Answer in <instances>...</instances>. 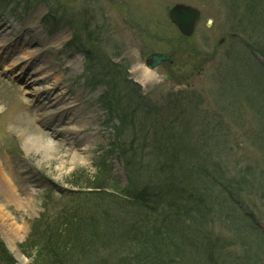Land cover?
<instances>
[{"label":"rangeland","instance_id":"1","mask_svg":"<svg viewBox=\"0 0 264 264\" xmlns=\"http://www.w3.org/2000/svg\"><path fill=\"white\" fill-rule=\"evenodd\" d=\"M49 1L50 12L45 3L0 0V36L6 40L0 60L5 61L14 43L26 34L30 38L25 46L26 54L45 55V65L54 75L48 78L51 83V95L47 98L49 111L40 119L32 74L14 76L18 67L3 69V64L0 67V168L4 183L9 182L15 188V198L0 192V264L9 261L10 264H31L36 247L46 246L45 239L54 236L52 231L63 213L73 210L79 202L81 207L97 204L103 209L108 205L114 213L109 214L122 222L115 224L118 233H124V229H129L126 224L136 221L141 206L131 198L101 199L93 194L85 195L83 190L88 189L87 184H93L90 177L97 175V168L102 172L97 183L106 186L105 191L112 194H123L129 179L133 185L146 184L147 164L151 167L156 162L162 152L157 151L164 143L170 142V148L177 150L181 156L179 162L186 170L196 171V164L204 161L206 166L220 164L225 172L235 176L231 172L256 166L259 172L256 180L250 177L252 188L260 187L264 191V59L259 54L264 52V19L254 23L247 2L237 0V16H233L232 5L236 0ZM177 3L194 6L200 12L189 37L182 36L168 18V10ZM47 13H52L46 19L51 23H42ZM63 21L68 25L55 26ZM81 25L89 33L88 44L99 48L103 61L100 64L98 58L91 62L92 71L85 67L82 54L75 67L67 64L77 54L75 48L67 47V41L84 39L78 47L87 49L88 36ZM154 51L170 54L172 63H163L150 80L143 81L144 77L134 72L131 65L133 61L139 62L140 56ZM108 63L118 64L122 69L120 72L116 66L110 77L116 84L115 91L138 95L129 104L131 110L124 123L129 126L118 130L115 127L120 126V121L110 117L103 97L107 94V80L97 72L99 66ZM123 63L127 64L128 71L124 70ZM165 73L171 74L172 83L163 82ZM129 79L137 82L139 91L136 87H124L125 80ZM188 79L190 84L184 86ZM55 95L65 101L74 99L69 110L80 106L77 118L81 119L58 120L59 110L51 102ZM65 112L64 115L68 113ZM153 118L161 126H166L168 121L172 123L163 128L168 130L166 134L161 133L159 124L155 133L151 126L147 128ZM54 125H58V133L53 132ZM26 137L42 144L53 143L54 153L45 156L34 148L27 149ZM70 137L75 142L68 145ZM84 138L89 139L86 148L79 141ZM130 143L133 152L128 150ZM74 152L82 162L70 160ZM128 161L132 164H127ZM134 190L130 188V193ZM94 192L98 191H88ZM165 197L167 194L162 200ZM244 198L249 204L245 211L248 213L252 208L253 217L245 213L240 216V223L234 217L236 212L214 210L211 223L206 225L205 231L213 230V237L220 234L224 243H231L230 251L224 255L225 264L232 261L230 253H243L241 243L250 251L258 245L264 253V238L250 230L264 232V199L259 195ZM143 215H146L144 210ZM233 227L241 230V239L234 237ZM11 231H17L14 246L21 262L6 244V236ZM41 239L45 243L38 244ZM249 239L253 242H247ZM102 243L106 240H99L98 244ZM105 246L100 255H106ZM71 261L79 262L77 256Z\"/></svg>","mask_w":264,"mask_h":264},{"label":"trees","instance_id":"2","mask_svg":"<svg viewBox=\"0 0 264 264\" xmlns=\"http://www.w3.org/2000/svg\"><path fill=\"white\" fill-rule=\"evenodd\" d=\"M38 1H43L49 6V0ZM242 1L249 4L254 23L259 24L261 18L264 19V0ZM236 4L237 0L232 5L234 7L233 16H237ZM49 16L51 17V13ZM64 22L67 24L66 21L59 24ZM81 27L88 36L86 37L88 39L87 49L78 47L80 41L84 42V39L78 40L76 38L74 40L73 38L71 43L84 53L88 60L86 68L92 71L94 67L91 62L98 61V58L100 64L103 61L99 48L88 44L90 41L89 33L83 25ZM259 54L264 59V52L261 51ZM116 66L122 72L119 65L113 63H108L107 66H99L97 72L107 80V94L103 97L106 98L105 106L110 117H117L120 121V126L115 127L118 130V128L122 129L124 126H129L124 125L127 112L131 110L129 104L132 97L138 95L132 92H125L122 95V93L115 91L116 84L110 77L115 72ZM122 76L125 79V75L122 74ZM125 81V88L136 87L139 91L140 88L135 83L130 80ZM156 120L153 118L147 123V128L151 126L152 133H155L154 130L160 125ZM171 124L168 121L166 126ZM166 126L160 125L161 133H167L168 130H163ZM170 145V142L169 144L164 143L163 147L157 151L162 152L159 154L160 157L155 160L156 162L152 163L151 167L147 164V177H149L144 185H133V181L129 179V185L123 189L125 192L123 194L113 192L114 195L105 191L107 190L106 186L97 183L100 181V173H102L97 168V175L90 177L93 184L85 186L92 191H98L88 193L90 190H86L83 193L85 195L93 194V197L112 198L113 200L122 196L124 200L131 198L135 204L138 203L141 206V213H138L136 221L126 224L129 229H124L122 234L118 233V228L115 226L122 222L109 214L114 213L108 205L103 209L97 204L91 207L90 205L81 207L82 203L79 202L73 210L68 209L63 213L60 223L52 231L54 236L45 239L48 241L46 246L36 247L35 259L31 264H79L82 262L85 264H225L224 255L230 251L228 247L231 243H224L220 234L213 237V230H209V232L206 230V232V225L211 223V214L214 215V210L224 213L228 211L231 214L236 212L233 213L235 219L242 223L239 218L246 213L245 209H248L249 206L244 197L259 195L260 198L264 199L263 188L255 187V190L252 188L251 178L256 180L259 172L258 167H247L244 170L240 168V170L231 172V174L235 173V176H231L230 173L225 172L222 165L209 163L206 166L203 161L199 164L195 163L198 165V170H186V168H182L183 165L179 162L181 156L179 157L177 150L170 148ZM132 148L131 143L128 144V150L133 152ZM130 188L135 189L133 194L130 193ZM165 194L167 197L162 200ZM92 202L93 200L89 203ZM143 210L146 215L142 216ZM246 214L253 217V209L249 208ZM231 219L235 222L232 217H230V221ZM233 230L235 232L234 237L241 239V230L237 227H233ZM250 230L257 232L264 238V232L260 229L250 228ZM101 239H105L106 243L99 245L98 242ZM227 240L232 241L228 237ZM45 241L41 239L38 244L45 243ZM259 241L262 242L263 240ZM247 242H253V239H249ZM234 245L236 244L234 243ZM104 246L103 252H106V255L103 256L100 254ZM241 246L242 254L241 252L238 254L229 252L233 254L230 264H264L262 248L255 245L257 248L250 251L249 248L247 250L245 243H241ZM220 249L222 250L220 251ZM73 256H77L79 262L71 261ZM7 259H10L8 255ZM9 262L6 264H10Z\"/></svg>","mask_w":264,"mask_h":264},{"label":"bare ground","instance_id":"3","mask_svg":"<svg viewBox=\"0 0 264 264\" xmlns=\"http://www.w3.org/2000/svg\"><path fill=\"white\" fill-rule=\"evenodd\" d=\"M5 36L1 37L0 36V51H2L4 49V44H5ZM30 41V38L28 35L26 34H22L19 38V40H17L16 43H14V48L12 51H10L8 53V55L5 58V61H2L3 64V68H7L6 66H10L11 68H17V71L15 72L14 76H19L21 75L22 77L26 74L27 76L31 75V84L32 86H34V97H37V103H36V108H37V112H38V116L40 117V119H44L45 116L48 114L49 111V105L47 98L48 96H50V91H51V83H49L48 78L50 75H53L52 72H50V68L47 67L45 65V61H46V56H38L36 53H30L29 55L26 54L25 50H27V47H25ZM30 56V57H29ZM3 58V59H4ZM80 60V55H73L70 59H68L67 64L73 68L75 67L78 62ZM77 63V64H76ZM10 68V69H11ZM54 76V75H53ZM141 77L143 78V81L147 78L151 77V73H149L147 70H145ZM58 82V81H57ZM52 104L55 103V110L59 112L57 119L61 120V119H69L70 122H72L75 118L78 117V115L81 112V107L77 106L76 108H73L72 110H69V108L72 106V102H74V99H71V101L67 100L65 101L64 99H58V96L55 95V98L53 101H51ZM72 108V107H71ZM64 110H66V115H64ZM79 113V114H78ZM77 119H81V118H77ZM74 123V122H73ZM54 133H58L59 132V127L58 125H54ZM71 129V128H69ZM75 133V132H73ZM70 136V135H69ZM72 138L74 136H71ZM69 138L67 140L68 145H71L72 142H75L74 140H72V138ZM87 137V136H86ZM77 140V139H76ZM89 139H83V140H79L80 144L83 145V148L87 147V143H88ZM24 145L27 149H36L39 150L40 152H42V154L46 155H50L52 153H54L55 149L53 147V143L52 144H42L40 143L37 139H33L30 137H26V139H24ZM73 161H75L76 163H80L82 162L78 156L74 153H72V158L70 159ZM2 170L0 168V192L2 193V195H5L9 198H15V188L13 186V184L11 183H4V177L2 175ZM1 208V205H0ZM2 215L1 213V209H0V216ZM17 235V231H11V235L6 236V244L8 246V248L12 251V253L15 254V256L18 258V260L21 262L22 258L18 252V250L16 249V247L14 246V236Z\"/></svg>","mask_w":264,"mask_h":264},{"label":"water","instance_id":"4","mask_svg":"<svg viewBox=\"0 0 264 264\" xmlns=\"http://www.w3.org/2000/svg\"><path fill=\"white\" fill-rule=\"evenodd\" d=\"M199 17L200 12L196 8L185 4H175L169 10L170 20L184 36L192 35ZM166 59H168L166 55L152 54L147 61L150 63L148 65L151 68L157 65L161 60Z\"/></svg>","mask_w":264,"mask_h":264},{"label":"flooded vegetation","instance_id":"5","mask_svg":"<svg viewBox=\"0 0 264 264\" xmlns=\"http://www.w3.org/2000/svg\"><path fill=\"white\" fill-rule=\"evenodd\" d=\"M140 53H141V51H140ZM173 81H171L170 83H172ZM180 87H182V85H180Z\"/></svg>","mask_w":264,"mask_h":264}]
</instances>
